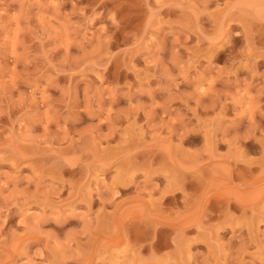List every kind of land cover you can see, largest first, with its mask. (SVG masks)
<instances>
[{
	"label": "rangeland",
	"instance_id": "rangeland-1",
	"mask_svg": "<svg viewBox=\"0 0 264 264\" xmlns=\"http://www.w3.org/2000/svg\"><path fill=\"white\" fill-rule=\"evenodd\" d=\"M0 264H264V0H0Z\"/></svg>",
	"mask_w": 264,
	"mask_h": 264
}]
</instances>
